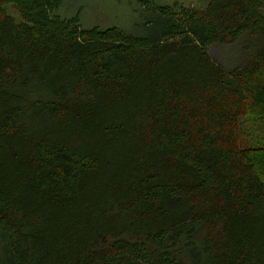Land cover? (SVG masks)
I'll list each match as a JSON object with an SVG mask.
<instances>
[{
    "label": "trees",
    "instance_id": "trees-1",
    "mask_svg": "<svg viewBox=\"0 0 264 264\" xmlns=\"http://www.w3.org/2000/svg\"><path fill=\"white\" fill-rule=\"evenodd\" d=\"M62 1L0 0V264H264V0Z\"/></svg>",
    "mask_w": 264,
    "mask_h": 264
},
{
    "label": "rangeland",
    "instance_id": "rangeland-1",
    "mask_svg": "<svg viewBox=\"0 0 264 264\" xmlns=\"http://www.w3.org/2000/svg\"><path fill=\"white\" fill-rule=\"evenodd\" d=\"M160 5H194L205 6L207 0H152ZM148 0H63L57 14L65 18H78L87 28L99 27L107 29L118 27L134 35L148 33L147 20L153 12L144 3ZM15 11V10H14ZM152 32V31H150ZM212 57L228 68L234 66L231 54L233 51L225 45L211 47ZM255 134L264 137V128H259Z\"/></svg>",
    "mask_w": 264,
    "mask_h": 264
}]
</instances>
